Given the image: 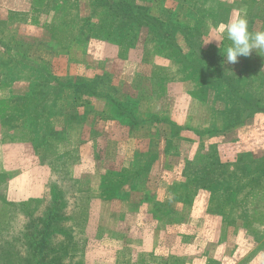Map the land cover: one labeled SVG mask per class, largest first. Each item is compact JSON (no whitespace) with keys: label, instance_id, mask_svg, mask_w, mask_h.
Segmentation results:
<instances>
[{"label":"rangeland","instance_id":"1","mask_svg":"<svg viewBox=\"0 0 264 264\" xmlns=\"http://www.w3.org/2000/svg\"><path fill=\"white\" fill-rule=\"evenodd\" d=\"M134 1L199 23L197 39L224 50L231 42L214 41L209 22H226L243 10L250 32L264 30V0ZM73 4L0 0V264H24L20 258L30 255L33 239L30 224L43 216L50 233L42 251L61 264H264V183L247 178L252 188L224 200L217 212L205 189L181 202L178 150L169 147L163 122L126 123L113 115L119 112L110 110V102L99 100L103 95L70 91L51 118L48 145H33L22 112L28 84L23 74L21 80L9 74L18 60L40 63L61 80L102 78L106 100H119L140 119L156 113L207 128L216 105L223 108L212 104L214 95L192 68L177 62L172 46L156 37L139 33L142 40L134 46L92 37L76 42L80 17L89 10ZM236 63L264 73V53L253 51ZM233 137L225 139L232 158L238 148L253 157L264 153V115L237 125ZM182 144V153L195 145ZM125 173H149L148 191L127 190Z\"/></svg>","mask_w":264,"mask_h":264},{"label":"trees","instance_id":"2","mask_svg":"<svg viewBox=\"0 0 264 264\" xmlns=\"http://www.w3.org/2000/svg\"><path fill=\"white\" fill-rule=\"evenodd\" d=\"M73 3L74 8L84 6L89 10L86 17H80V31L74 35L76 42L82 43L92 37L115 46H134L142 40L139 39V33L146 35L144 39L156 37L163 45L172 46L177 62L191 67L203 89L210 90L214 95L210 99L214 102L212 104L219 105L221 102L223 108L216 105L212 110V120L207 128L179 125L156 113L146 114L145 118L140 119L136 118L138 115H134L133 111L123 109L119 100H106L109 88L104 94L100 93L107 85L102 78H98L96 82L87 76L61 80L40 63L22 64L18 60L9 69V74L16 77V80H21L19 73L23 74V80L28 84L22 112L25 113L27 124L25 130L35 147L48 145L53 136L51 118L57 112L59 100L70 91H78L94 98L103 95L104 98L99 100L110 102V110L119 112L113 115L126 123L152 119L169 126L168 144L178 150L177 157L181 164V184L176 188L182 189L179 194L181 202L190 201L192 192L205 189L210 193V209L217 212L224 200L230 201L237 194L249 190L247 188H252L247 178L254 177L253 180L264 183V153L253 157L249 151L238 148L232 158L229 154L233 151L225 152L229 143L225 139L233 141L237 125L253 120L257 115H264V73L260 68L248 63H227L222 45L205 44L197 39L200 36L199 23L182 21L171 11L164 15L134 0H73ZM185 131L191 132L193 136L182 135L181 132ZM184 141L194 143V149L189 148L186 153H182ZM195 152L199 154L198 162L193 160ZM142 168L146 171L148 167ZM146 174L147 178L146 175L141 176V173H125L123 184L125 187L129 185L127 190L133 192L148 191L146 179L149 173ZM54 200L56 201L55 196ZM45 219L48 218L43 216V219L39 217L32 220L30 225L34 232L31 234L33 239L28 244L30 255L21 257L20 262L61 264V261L50 254L44 255L42 251L50 233V224Z\"/></svg>","mask_w":264,"mask_h":264},{"label":"clouds","instance_id":"3","mask_svg":"<svg viewBox=\"0 0 264 264\" xmlns=\"http://www.w3.org/2000/svg\"><path fill=\"white\" fill-rule=\"evenodd\" d=\"M208 27L216 34L214 41L226 38L231 42L225 49L224 58L227 63L235 64L240 56L248 57L253 51L264 53V30L250 32L243 10L235 11L226 22L217 25L209 22Z\"/></svg>","mask_w":264,"mask_h":264}]
</instances>
